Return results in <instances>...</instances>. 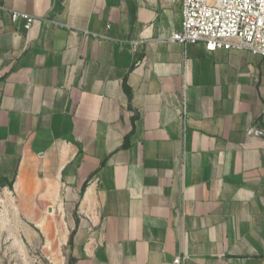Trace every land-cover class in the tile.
<instances>
[{"label": "crops", "instance_id": "1", "mask_svg": "<svg viewBox=\"0 0 264 264\" xmlns=\"http://www.w3.org/2000/svg\"><path fill=\"white\" fill-rule=\"evenodd\" d=\"M1 4L0 202L61 264H264V58L170 41L181 0Z\"/></svg>", "mask_w": 264, "mask_h": 264}, {"label": "built area", "instance_id": "2", "mask_svg": "<svg viewBox=\"0 0 264 264\" xmlns=\"http://www.w3.org/2000/svg\"><path fill=\"white\" fill-rule=\"evenodd\" d=\"M181 6V30L172 33L170 41L201 43L207 52L235 49L264 58V0H181ZM11 18L24 19L26 30L34 21L31 15L16 11ZM248 134L262 133L250 129ZM179 263L180 259H175V264Z\"/></svg>", "mask_w": 264, "mask_h": 264}, {"label": "rangeland", "instance_id": "3", "mask_svg": "<svg viewBox=\"0 0 264 264\" xmlns=\"http://www.w3.org/2000/svg\"><path fill=\"white\" fill-rule=\"evenodd\" d=\"M0 203V264H61L64 251L56 229H38L26 215Z\"/></svg>", "mask_w": 264, "mask_h": 264}, {"label": "trees", "instance_id": "4", "mask_svg": "<svg viewBox=\"0 0 264 264\" xmlns=\"http://www.w3.org/2000/svg\"><path fill=\"white\" fill-rule=\"evenodd\" d=\"M125 90L127 92V95H128L129 101H130L132 94H131L130 90L128 88H126V86H125ZM8 186L10 189H12V184H9ZM85 186H86V184L83 186L82 190H84Z\"/></svg>", "mask_w": 264, "mask_h": 264}]
</instances>
